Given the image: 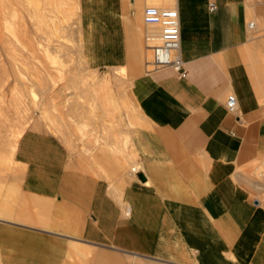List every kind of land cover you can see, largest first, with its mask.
I'll list each match as a JSON object with an SVG mask.
<instances>
[{
	"label": "crops",
	"instance_id": "crops-1",
	"mask_svg": "<svg viewBox=\"0 0 264 264\" xmlns=\"http://www.w3.org/2000/svg\"><path fill=\"white\" fill-rule=\"evenodd\" d=\"M106 1L110 13L127 8ZM164 1L180 13L188 74L163 68L135 81L149 124L137 138L146 148L139 168L79 166L51 140L44 150L25 145L38 152L25 156L30 173L16 160L26 205L16 220L2 209L10 215L0 216V264H264V0L145 3ZM142 2L129 0L136 68ZM21 175L6 183L10 192L21 191Z\"/></svg>",
	"mask_w": 264,
	"mask_h": 264
},
{
	"label": "rangeland",
	"instance_id": "rangeland-1",
	"mask_svg": "<svg viewBox=\"0 0 264 264\" xmlns=\"http://www.w3.org/2000/svg\"><path fill=\"white\" fill-rule=\"evenodd\" d=\"M16 1L0 0V216L9 217L2 209L10 206V218L15 220L25 209L27 191L26 179L22 180L25 169L22 171L16 160H28L26 172L30 173L34 166L25 156L36 154L34 147L44 150L50 140L54 141L63 157L101 170L108 161L126 173L139 165V151L146 148L137 138L149 124L133 87L146 73L145 60L151 52L145 42V0L139 8L142 60L137 68L131 62L130 41V22L137 27V9L129 0H124L127 8L121 15L110 13L106 0H33L45 2L39 24L32 22L34 14L26 3L29 0H22L27 13L24 11L20 24L15 23L19 17L13 16L9 2ZM3 19L8 20L6 26ZM12 56H17L16 63L26 72L22 74L24 84L16 79ZM45 81L55 82L54 87L44 88ZM109 139L126 148H114ZM10 143L16 148L13 158ZM27 144L34 146L31 152L22 151ZM87 145L89 150L91 147L88 153L84 149ZM16 173H22L18 178L21 191L10 192L6 183L17 181Z\"/></svg>",
	"mask_w": 264,
	"mask_h": 264
},
{
	"label": "built area",
	"instance_id": "built-area-1",
	"mask_svg": "<svg viewBox=\"0 0 264 264\" xmlns=\"http://www.w3.org/2000/svg\"><path fill=\"white\" fill-rule=\"evenodd\" d=\"M211 8H215L213 2ZM143 21L147 26H157L155 34L148 30L145 31L146 40L154 35L157 40L148 46L151 52L145 60L146 72L151 73L163 68H172L177 71L179 76H187L185 61L181 56L180 13L177 6L147 3L143 8ZM254 25V21L249 23L251 28ZM226 105L231 111L237 109L238 100L233 92L228 94Z\"/></svg>",
	"mask_w": 264,
	"mask_h": 264
},
{
	"label": "bare ground",
	"instance_id": "bare-ground-1",
	"mask_svg": "<svg viewBox=\"0 0 264 264\" xmlns=\"http://www.w3.org/2000/svg\"><path fill=\"white\" fill-rule=\"evenodd\" d=\"M37 2V1H36ZM44 2V1H43ZM43 2H41V3H35L33 0H29V2H26L27 3V5H28V7L30 6L31 7V11H33V19H32V22H33V24H39L40 23V21H41V16H42V11H43V9H44V7H45V2L43 3ZM11 5H12V10H11V13L13 14V16H17L18 15V19L15 21V23H17V24H20L21 22H19V19H23L24 18V16H25V14L27 13V11L24 9V5H22V0H17L15 3H13V2H9ZM79 3V2H78ZM14 4H16L18 7H14ZM24 11H26V13H24ZM20 13H21V16H20ZM23 16V17H22ZM51 18H52V16H51ZM63 20V19H62ZM65 21V20H64ZM2 24H3V26H6L7 24H8V20L7 19H3V21H2ZM0 27H1V21H0ZM59 27V26H58ZM57 28V27H56ZM55 28V29H56ZM61 29V28H60ZM152 30H154V29H152ZM157 32V31H156ZM156 32H151L152 34H155ZM157 40H156V37H155V35L154 36H152V37H150V39H148V40H146L145 39V42H146V46L148 47L149 45H151V44H153V43H155ZM61 43H59V46H61L60 45ZM55 46V45H54ZM51 47V46H50ZM54 48V47H53ZM58 48V47H57ZM69 49V48H68ZM47 50V49H46ZM81 50V49H80ZM148 50H150L149 49V47L147 48V51ZM31 51L34 53V50H32L31 49ZM60 51V50H59ZM53 52V51H52ZM57 52V51H56ZM55 54V53H54ZM87 55H90V54H87ZM149 56H150V52H149ZM12 59H13V61H14V63H16L17 62V56H12ZM16 60V61H15ZM67 60V59H66ZM80 60V59H79ZM81 61V60H80ZM70 62V61H69ZM120 70L122 69H124V68H122V67H118ZM13 69H15L16 71H17V74L15 75L16 76V79H18L19 81H23L22 80V74L24 75V74H26V72L24 71V69L21 67V66H19V64H15V66H14V68ZM76 71V70H75ZM45 72V71H44ZM48 72V71H47ZM78 73V72H77ZM47 74V73H46ZM52 74V73H51ZM54 74V73H53ZM28 78H26V79H28V80H30L29 82L31 83L32 82V84H34L35 83V81H34V79H32V77H30V76H28V75H26ZM84 76V75H83ZM29 77H30V79H29ZM48 78V77H47ZM24 79V78H23ZM32 79V80H31ZM51 80V79H50ZM18 81V82H19ZM49 81V80H48ZM55 81V80H54ZM28 81L26 80V83H27ZM34 82V83H33ZM51 82V81H50ZM56 82V81H55ZM55 82H53V84L51 83V84H48V82L47 81H45V83L42 85L44 88H53L54 87V85H55ZM14 83V82H13ZM25 82L23 81V84H24ZM37 83V82H36ZM10 84H12L11 82H10ZM39 84V83H38ZM29 86H27V88H28ZM22 88V87H21ZM44 91H46V90H44ZM29 93V92H28ZM7 94V93H6ZM2 96V95H1ZM48 98V97H47ZM96 98V97H95ZM1 100V99H0ZM4 100V99H3ZM88 100H90V99H88ZM1 102V101H0ZM42 103V102H41ZM44 103H46L45 101H44ZM0 104H2V103H0ZM40 104V103H39ZM42 105H44V104H42ZM80 105V104H79ZM56 107V106H55ZM83 107V106H82ZM57 108V107H56ZM75 108V107H74ZM83 110V109H82ZM118 128V127H117ZM75 132V131H74ZM83 132V131H82ZM124 133V132H123ZM128 134V133H127ZM107 136V135H106ZM113 136V135H112ZM74 137V136H73ZM119 137V136H118ZM77 138V137H76ZM108 138V137H107ZM125 138V137H124ZM129 139V138H128ZM118 140V139H117ZM109 145L111 144V145H113L114 146V148H120V146H123V144H121L120 145V143H117V142H114L113 140H110L109 139ZM8 144V143H7ZM124 145H125V142H124ZM6 146H8V145H6ZM90 146V145H89ZM3 147H4V145H3ZM9 147H10V154H11V157L13 156V154H15V152H16V148H15V146L12 144V143H10V145H9ZM93 147V146H92ZM5 148V147H4ZM122 148V147H121ZM124 148H126V146H123V148L122 149H124ZM84 149L85 150H87L86 152L88 153V150H89V147H88V145H87V147H84ZM90 150H91V147H90ZM89 150V151H90ZM121 150V149H120ZM123 151V150H122ZM131 154V153H130ZM13 158V157H12ZM141 166V165H140ZM134 170H137L138 168H139V165H136V166H133L132 167Z\"/></svg>",
	"mask_w": 264,
	"mask_h": 264
},
{
	"label": "water",
	"instance_id": "water-1",
	"mask_svg": "<svg viewBox=\"0 0 264 264\" xmlns=\"http://www.w3.org/2000/svg\"><path fill=\"white\" fill-rule=\"evenodd\" d=\"M140 178H142L143 180L145 179V176L142 173H139Z\"/></svg>",
	"mask_w": 264,
	"mask_h": 264
}]
</instances>
